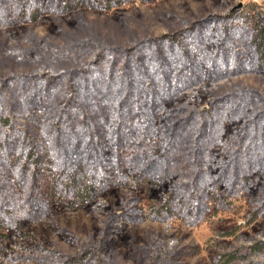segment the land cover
Instances as JSON below:
<instances>
[{
	"label": "rangeland",
	"instance_id": "obj_1",
	"mask_svg": "<svg viewBox=\"0 0 264 264\" xmlns=\"http://www.w3.org/2000/svg\"><path fill=\"white\" fill-rule=\"evenodd\" d=\"M20 1L0 0L5 15L0 91L11 101L0 96V115L8 114L11 103L24 130L40 140L72 98L67 78L52 76H75L90 67L108 74L111 63L102 60V52L115 51L120 62L112 67L119 73L127 55L118 51L149 38L196 31L201 49L214 54L223 45L213 38L218 32L224 36L230 23L231 40L247 38L250 50L238 48L256 52L257 66L198 77L187 90L146 106L154 133L139 138L145 146L133 145L131 152L111 158L117 163L123 156L121 168L111 172L127 176V184L106 188L91 200L55 202L40 219L22 220L10 230L0 226V264H264V158L251 157L260 140L253 136L254 124L264 115V0H122L109 9L74 4L63 13L53 8L64 0L47 10L51 0H24L31 6L26 9ZM204 20L214 31H201ZM164 47L153 45V51L167 58ZM189 60L195 63L194 56ZM76 78L73 87L82 90ZM150 83L136 92L140 109L157 89ZM115 88L103 85L95 96L115 107L124 94ZM83 107L97 136L116 135L113 123L102 127L89 102ZM123 115L135 113L127 108ZM132 154L131 164L126 156ZM153 156L157 169L142 171ZM231 161L229 173H220L218 166ZM221 176L233 183L227 186Z\"/></svg>",
	"mask_w": 264,
	"mask_h": 264
},
{
	"label": "trees",
	"instance_id": "obj_2",
	"mask_svg": "<svg viewBox=\"0 0 264 264\" xmlns=\"http://www.w3.org/2000/svg\"><path fill=\"white\" fill-rule=\"evenodd\" d=\"M23 1H20L21 9L22 7L25 9L31 7L30 5L26 6ZM121 1L64 0L57 8H53V11L63 13L74 4L82 8L109 9ZM56 4H58V0H51L50 4L45 5L46 8L43 9L47 10L48 7ZM63 8L66 9L63 10ZM17 11L18 9L15 10V13ZM4 17L1 6L0 23H4ZM209 24L208 20H204L201 24L203 26L201 31H214ZM224 31V36L218 32V35L213 38L214 41L218 40L223 45L218 53L203 51L201 40L196 37V31L191 33V36L183 33L162 35L146 39L140 42L137 48L128 50V52L126 50L118 51L127 55L124 58V67L119 73H116L115 68L112 67L114 61L116 65L117 62H120L118 55L112 51L101 54L104 56L102 60L111 63L108 74L100 71L97 67H90L74 72L77 74L75 76L65 72H59L52 76L61 82L67 78L66 87L67 91L72 94V98L65 103L66 106L58 114L57 120L47 129L41 131V140L28 130H24L23 122L19 120L20 116L18 117L12 104L8 103L12 112L9 111V115L6 116L0 115L1 126L6 127L2 128L0 132V226L10 230L19 225L22 220L40 219L55 202H63L62 200L69 198L75 201L91 200L106 188L114 185H126L127 176L111 172L112 167L118 170L121 168L123 156L117 163L111 158L115 152L120 156L131 152L133 145H138V148L145 146L140 143L141 139L148 138L147 134L154 133L147 126L148 116L144 112L146 106L153 107L155 104H160L167 98L187 90L198 80V77L204 75L207 78L224 76L228 73L247 71L257 66L256 52L251 54L250 51L247 53L246 50L238 48L241 45H249L250 50L251 42L247 38L239 37H233L234 41L231 40L229 34L235 30L230 27V23H226ZM156 44L165 46L167 58L163 55H156L153 51V45ZM190 45L193 46V49L189 48ZM221 51H223L222 54ZM131 53H134L136 57L134 58ZM109 54L110 56H108ZM191 56L195 57L194 64L189 60ZM262 67L264 68V66ZM74 77L82 81V90L73 87ZM116 77L119 83L114 81ZM148 82H151L150 85H156L157 89L153 88L149 94L151 96L152 93L151 98H147L142 105L143 109H140L138 103H141V100L136 92L144 88ZM108 84L110 87H116L115 92L118 95L124 93L121 98L119 97V100H115V107L112 101L106 102V98L102 95H100L101 98H96L100 93L97 92L98 87L102 88L103 85ZM0 96H2L1 100H5V102L10 101V96L6 93L3 94V91H0ZM74 98H76L75 103ZM84 101L92 105L103 128L107 129L113 123L111 132L115 129L116 135L111 134L109 138V135L97 136L96 130L91 127L92 117L83 112ZM102 104L104 108H102ZM127 108L132 109L135 115L125 118L123 113ZM72 110L76 112L75 117L70 112ZM260 117L258 119L260 122L254 124L255 131L253 133V136L259 137L260 140L258 139L256 147L254 144L255 151L251 156L259 159L264 158V115ZM38 126L42 129L41 124ZM260 129H262L261 133ZM98 138L100 142L95 141ZM129 144L131 145L128 146ZM133 152L135 151L133 150ZM134 156V154L130 157L126 156L131 164L134 163ZM157 161V156H153L141 170L154 172L157 169L155 168L156 164H159L156 163ZM233 164L231 161L226 166L224 164L218 166L220 173H229ZM212 177L218 178L208 175L207 179ZM222 180H224L223 176L220 177L221 182ZM224 181L227 186L233 183L227 178Z\"/></svg>",
	"mask_w": 264,
	"mask_h": 264
}]
</instances>
